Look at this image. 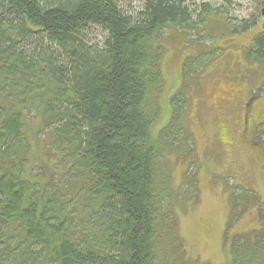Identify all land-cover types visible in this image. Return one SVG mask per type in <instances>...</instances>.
<instances>
[{
  "label": "trees",
  "instance_id": "16d2710c",
  "mask_svg": "<svg viewBox=\"0 0 264 264\" xmlns=\"http://www.w3.org/2000/svg\"><path fill=\"white\" fill-rule=\"evenodd\" d=\"M142 1L135 18L120 0H0V264H184L175 243V262L159 258L173 223L161 174L164 151L190 143L175 120L154 132L151 95L162 33L219 11ZM261 23L248 53L259 63ZM95 30L103 45L89 40ZM35 118L55 158L42 170L29 165ZM234 240L227 264H264V230Z\"/></svg>",
  "mask_w": 264,
  "mask_h": 264
},
{
  "label": "rangeland",
  "instance_id": "374dc122",
  "mask_svg": "<svg viewBox=\"0 0 264 264\" xmlns=\"http://www.w3.org/2000/svg\"><path fill=\"white\" fill-rule=\"evenodd\" d=\"M120 1L126 13L138 18L142 0ZM184 1L191 11L208 5L219 13L205 19L193 14L195 29L168 28L159 40L162 85L151 95L159 115L154 132L175 120L182 125L180 139L186 136L190 143L183 140L177 153L164 151L161 181L171 192L164 203L173 223L163 234L159 258L175 262V243L184 264H227L229 252L239 245L237 236L256 238L264 230V126L241 137L243 111L238 106L244 96L258 98L255 112L264 115V62L248 55L263 28L264 0ZM253 22L256 28L236 33ZM88 38L103 45L107 35L95 30ZM32 51V46L25 49ZM230 97L236 107H224ZM27 132L29 165L42 170L55 158L41 121L29 119Z\"/></svg>",
  "mask_w": 264,
  "mask_h": 264
},
{
  "label": "flooded vegetation",
  "instance_id": "af4514ba",
  "mask_svg": "<svg viewBox=\"0 0 264 264\" xmlns=\"http://www.w3.org/2000/svg\"><path fill=\"white\" fill-rule=\"evenodd\" d=\"M256 99L258 98L244 96V98L241 100L242 106H240L234 103L230 97V100L227 101V104H224V107H236L238 105L241 109V112L243 111V118L241 122L243 123V127L241 134L239 133L241 137L243 136L245 138V133L251 137L254 132L259 131L264 126V116L255 112V109L258 108L255 105ZM223 137H226L225 133H223Z\"/></svg>",
  "mask_w": 264,
  "mask_h": 264
},
{
  "label": "water",
  "instance_id": "95a60500",
  "mask_svg": "<svg viewBox=\"0 0 264 264\" xmlns=\"http://www.w3.org/2000/svg\"><path fill=\"white\" fill-rule=\"evenodd\" d=\"M264 11V10H263ZM263 15H264V12H263Z\"/></svg>",
  "mask_w": 264,
  "mask_h": 264
}]
</instances>
